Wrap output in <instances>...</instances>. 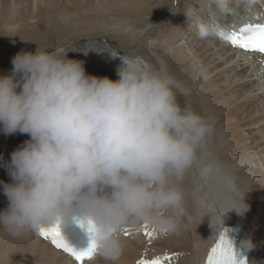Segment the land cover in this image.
Here are the masks:
<instances>
[{
  "label": "clouds",
  "instance_id": "clouds-1",
  "mask_svg": "<svg viewBox=\"0 0 264 264\" xmlns=\"http://www.w3.org/2000/svg\"><path fill=\"white\" fill-rule=\"evenodd\" d=\"M211 2L216 12L226 9L227 0ZM214 34L211 22L198 25L199 38ZM67 51L22 50L0 75V131L29 137L11 153V183L0 181L7 199L0 227L18 237L79 214L94 228L95 258L116 264L123 226L174 231L185 174L195 166L207 179L218 170L198 156L213 124L180 104L189 89L162 68L109 52L121 61L113 80L88 74ZM254 247L240 241L245 251Z\"/></svg>",
  "mask_w": 264,
  "mask_h": 264
},
{
  "label": "bare ground",
  "instance_id": "bare-ground-1",
  "mask_svg": "<svg viewBox=\"0 0 264 264\" xmlns=\"http://www.w3.org/2000/svg\"><path fill=\"white\" fill-rule=\"evenodd\" d=\"M58 1L60 0H0V30L10 33L30 24L36 31L46 32L45 24L50 16V9ZM165 2L166 0L64 2L73 4L75 13L98 14L96 19L99 21H105L104 17H108L107 26L112 31H119L122 27L130 37L129 43L137 40L144 43L155 58L161 61L165 71L166 57L169 58L173 66L166 72L189 89V94L184 96L186 105L209 118L214 129L200 150L202 156L199 157V163L214 164L218 166V170L207 179L200 176L195 166L185 174L179 185L184 195V212L176 217L177 228L167 235H157L149 244L142 223L126 224L124 227L130 224L133 227L128 236L119 233L123 252L116 264H136L141 258L155 259L165 253L175 255H171V259L163 264H205L207 247L211 248L210 242L214 241L221 228L234 221L241 225L245 237L251 239L254 248H264L262 57L234 48L215 34L206 39L197 35L200 23L211 22L218 25L217 30H224L227 28L226 20L239 16L247 17L249 21L251 16L264 20V0H227L226 9L221 12H216L211 0H179V7L174 6L176 0H170L168 9L164 6ZM82 3L88 6L87 9L81 7ZM184 10H188L190 20L181 12ZM151 13L159 14L153 24L149 23V19H144ZM225 13L230 18H226ZM110 14L126 16L115 18ZM236 22L242 25L240 20ZM83 51L87 53H70L68 50L67 57L83 61L84 66L101 60L113 68L119 67L121 61L119 56L113 58L109 52L134 58L120 54L112 44L98 40L87 41ZM135 57L151 66L142 56ZM12 135H15L13 139L19 137V140L11 142V146L17 144L16 146L9 147V135L0 131V181L3 182L11 181L7 173L11 153L29 139H26L28 136L23 139L17 133ZM4 198L6 197L0 195L3 204ZM245 205L246 211L238 213ZM152 227L154 226L149 225V229ZM1 229L0 264H74L71 257L55 249L50 241L44 240L38 233L13 237L3 227ZM251 251L252 249L249 250ZM260 251L262 250L258 252ZM258 252L251 257L252 264H264V254ZM85 264L111 262L96 257Z\"/></svg>",
  "mask_w": 264,
  "mask_h": 264
},
{
  "label": "rangeland",
  "instance_id": "rangeland-1",
  "mask_svg": "<svg viewBox=\"0 0 264 264\" xmlns=\"http://www.w3.org/2000/svg\"><path fill=\"white\" fill-rule=\"evenodd\" d=\"M64 2L65 0H60L58 1V4L56 3L57 5H53L51 7L50 16L47 18L45 24L46 32L36 31L34 29V26L30 24L21 26L18 30L10 33H6L4 29L0 30V75L8 74L11 71V60L13 56L22 50L35 52L36 48H38L39 50L51 52L58 48H65L68 49L70 53L74 51L87 53L83 51V46L89 40H98V42L101 43L104 41L103 43L105 44L110 43L120 54H126L131 57L142 56L150 63L152 67L162 68L163 70H165L162 66L161 61L155 58L156 56L153 54V52L146 46H144V43H141L140 40L132 41L131 43H129L130 37L123 31L122 27H120L119 31H112L107 26L109 21L108 17H104L105 21H99L96 19V17L99 16L98 14L90 15L89 13L85 14L83 12L75 13L74 5ZM169 2L170 0H166V2L164 3L165 8L167 9L170 7ZM81 7L87 9L88 6L82 3ZM110 15L115 18H124L126 16L125 14ZM158 15V13H151L147 17H144V19H149V23L153 24L152 22H154L158 18ZM121 22L122 21H120V23ZM102 23L104 25H102ZM166 61L167 71V69H171V67L173 66V62L170 61V59L167 57ZM85 69L86 72L90 75H95L98 77L107 76L113 80L118 79L116 74L117 68H113L112 65L110 66V64L101 60L88 63L87 65H85ZM178 100L182 106L186 105L184 96L178 95ZM13 136L15 135L11 134L8 136L9 147L16 146L17 144H14L13 146H11V144L19 140V137L13 139ZM17 136H21L24 139V136L28 135L17 133ZM28 138L29 137H27L26 139ZM198 156H202L200 151L198 153ZM1 168L3 169V167ZM190 170L191 169H189L187 173H189ZM5 183H11V181ZM0 195L4 196L2 188H0ZM3 201L4 204L0 199V210H4L7 207V199L4 198ZM132 227L133 225L130 224L126 228L131 231ZM135 227L138 229V226ZM0 232H2L1 227ZM210 233L211 232H209V234ZM145 238L146 240L148 239L146 236Z\"/></svg>",
  "mask_w": 264,
  "mask_h": 264
},
{
  "label": "snow or ice",
  "instance_id": "snow-or-ice-1",
  "mask_svg": "<svg viewBox=\"0 0 264 264\" xmlns=\"http://www.w3.org/2000/svg\"><path fill=\"white\" fill-rule=\"evenodd\" d=\"M214 33L225 42L229 43L234 48H239L247 53H257L262 59L261 63L264 64V23H246L238 30L233 29L229 33H225L223 30H217L214 26ZM144 229V235L148 238L150 244L157 235H167L173 231L169 228H156L149 229L147 222L142 223ZM88 232L90 233V243L86 249L78 250L69 246L63 236L60 234L58 227H42L40 228L38 235L46 241H50L51 245L67 254L74 261V264H85L86 261H91L97 254V246L95 240L91 238V234L94 232V228L89 223ZM226 231L219 235V239L215 246L210 250L206 264H246L245 260L241 258L231 240L227 237ZM120 232L123 235H130V230L126 227H122ZM171 255L175 254H163L155 259H139L136 264H163L164 261L171 259Z\"/></svg>",
  "mask_w": 264,
  "mask_h": 264
},
{
  "label": "water",
  "instance_id": "water-1",
  "mask_svg": "<svg viewBox=\"0 0 264 264\" xmlns=\"http://www.w3.org/2000/svg\"><path fill=\"white\" fill-rule=\"evenodd\" d=\"M104 42V41H103ZM113 46V45H112ZM114 47V46H113ZM114 49L116 50V48L114 47ZM82 50V49H81ZM235 222V221H234ZM229 223L228 224V230H231L235 236H236V239L238 240H243L245 238V234H244V231L241 227L240 224H238L237 222L235 223ZM63 224L61 223V221L56 225V227H60L62 226ZM159 256H162V255H159Z\"/></svg>",
  "mask_w": 264,
  "mask_h": 264
}]
</instances>
